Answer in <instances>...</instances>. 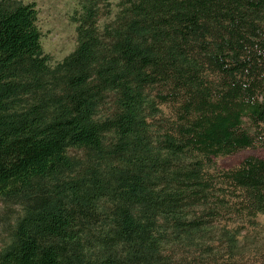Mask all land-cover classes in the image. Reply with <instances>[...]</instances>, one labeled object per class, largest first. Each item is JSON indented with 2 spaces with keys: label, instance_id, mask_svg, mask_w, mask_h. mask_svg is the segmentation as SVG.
Returning a JSON list of instances; mask_svg holds the SVG:
<instances>
[{
  "label": "trees",
  "instance_id": "trees-1",
  "mask_svg": "<svg viewBox=\"0 0 264 264\" xmlns=\"http://www.w3.org/2000/svg\"><path fill=\"white\" fill-rule=\"evenodd\" d=\"M77 2L0 0V264H264V0Z\"/></svg>",
  "mask_w": 264,
  "mask_h": 264
},
{
  "label": "rangeland",
  "instance_id": "rangeland-1",
  "mask_svg": "<svg viewBox=\"0 0 264 264\" xmlns=\"http://www.w3.org/2000/svg\"><path fill=\"white\" fill-rule=\"evenodd\" d=\"M33 3L37 10V26L41 31V45L49 54L52 62L61 60L76 45L75 23L71 20L73 11L78 7V0H20ZM112 4L118 0H109ZM264 158V146L249 147L232 154L214 159L220 169L238 166L246 157ZM7 203L0 199V224L10 219L12 211L6 208ZM243 247L248 249L264 248V214L256 217L245 231Z\"/></svg>",
  "mask_w": 264,
  "mask_h": 264
}]
</instances>
